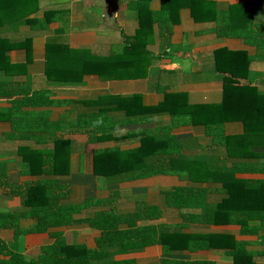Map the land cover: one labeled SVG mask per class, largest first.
Masks as SVG:
<instances>
[{
    "label": "crops",
    "instance_id": "crops-1",
    "mask_svg": "<svg viewBox=\"0 0 264 264\" xmlns=\"http://www.w3.org/2000/svg\"><path fill=\"white\" fill-rule=\"evenodd\" d=\"M188 1L189 4L180 9L174 7L175 23L172 25L162 17L163 0H150L143 8L139 7V0H39V9L29 17L34 21L32 24L21 27L17 33L3 30L12 39L15 36L17 42L32 39L30 46L17 47L6 53L14 66L11 74L0 70V83H16L13 87L15 91H26L4 96L3 92L10 91L4 87L0 93V165L7 168L11 184L25 181L23 171L26 170V163L19 143L9 139L13 125L8 115L14 110L15 101L38 97L43 102L32 111L43 114L53 125H60L64 132L59 135L74 143L68 162L70 177L66 180L72 184V194L63 204L83 205L87 199L107 201L113 198L122 211H133L143 202L156 204L162 211L161 223L176 226L183 223L184 210L169 207L166 195L156 189L222 187V184L185 181L178 175L111 185L106 179L94 175L92 155L95 151L138 149L148 135L169 126L172 122L169 116L156 117L154 121L141 124L118 126L107 136L111 139L96 143L90 141L87 133L77 130L84 118L73 108L76 102L97 103L107 97L132 98L139 95L144 106L157 107L165 102L169 94H184L191 105H218L224 100L227 79H233L236 87L248 85L264 92V44L259 47L263 39L260 44L258 40L253 42L264 25V0ZM146 9L153 14V26L141 31L140 11L145 12ZM44 22L46 26H41ZM232 25L244 29L243 36H230ZM227 50L241 55L231 56L224 52ZM70 51L111 57L110 71L115 77L86 74L81 83L64 81L62 85L47 80L49 54L54 66L55 62L68 61L62 66L60 77H72L71 70L77 68L76 63L79 62L72 65L73 62L68 60ZM47 98L54 104L45 103ZM225 133L227 136H242L245 125L242 121L227 122ZM174 134L178 140L187 141L191 146L198 141H210L203 127L179 128ZM192 149L183 150V153L192 156L201 153ZM251 150L255 155L251 158L264 160V147H253ZM254 177L264 179V174ZM18 201L0 189V208L14 207ZM32 224L27 221L23 228ZM261 224L260 221L250 222L252 227L260 228ZM57 231L62 232L71 244L88 249H96L102 236L100 230L83 222L44 233L19 234L16 229H3L0 230V239L7 243L10 253L19 254L31 263L39 260L44 247L56 242L52 233ZM186 232L224 236L225 239L221 247L209 250H174L165 254L162 247H149L147 253L138 257L134 264H164V261L235 264L231 254L232 240H245L249 251L260 254L264 251V245L259 240L264 236V230L259 231L258 237H248L242 235L241 225L192 224ZM256 264H264V257H257Z\"/></svg>",
    "mask_w": 264,
    "mask_h": 264
},
{
    "label": "trees",
    "instance_id": "trees-1",
    "mask_svg": "<svg viewBox=\"0 0 264 264\" xmlns=\"http://www.w3.org/2000/svg\"><path fill=\"white\" fill-rule=\"evenodd\" d=\"M149 1L139 0V7H145ZM188 2L163 0L162 17L173 25L174 7L180 9ZM38 9L39 0H0V70L11 74L14 66L6 53L17 47L30 46L32 40L27 38L17 42L15 36L12 39L3 30L17 33L21 27L34 22L29 17ZM152 17L149 9L140 11L141 31L152 28ZM41 26H46L45 22ZM231 29L230 36L241 37L244 34L242 28L232 25ZM260 32L253 40L260 44L263 39L259 47L264 44V25ZM224 52L231 56L241 55L228 50ZM51 60L49 54L46 79L60 85L64 81L81 83L86 74L115 77L110 71L111 57L70 51L68 60L73 62L72 65L79 62L76 63L77 68L71 70L70 78L60 77L63 74L60 70L68 61L55 62L54 66ZM54 77L57 80H53ZM15 84L0 83V93L4 87L10 90L3 92L4 96L26 92L15 91ZM42 102L43 99L38 97L15 101V108L8 115L13 125L9 139L19 143L26 170L23 171L25 181L14 185L8 180L7 168L0 165V189L19 200L14 207L0 208V230L16 229L19 234L44 233L86 222L100 230L102 236L96 249H88L71 244L62 232H54L52 236L56 242L44 247L39 260L31 263L19 254L10 253L7 243L0 239V264H134L153 246L162 247L163 253L169 254L174 250H209L223 245L224 236L187 233L192 224L241 225L242 235L248 237H258L259 231L264 230V179L254 177L264 174V160L251 158L255 157L251 148L264 147L263 91L248 85L236 87L233 79H227L224 100L218 105H191L184 94H169L157 107L144 106L139 95L132 98L107 97L97 103H71L84 118L78 132L87 133L92 143L111 139L107 136L118 126L151 122L156 117L172 118L169 126L144 138L138 149L95 151L92 171L111 185L166 175H178L195 183L222 184V187L156 189L166 195L169 207L184 210L183 223L176 226L161 223L162 211L156 204L143 202L133 211L120 210L113 198L107 201L87 199L83 205L63 204L72 194V184L66 180L70 177L68 162L74 143L59 135L64 132L60 125H53L43 114L32 111ZM45 103L54 104V101L47 98ZM230 121H242L244 135L227 136L225 124ZM187 127H203L210 141H198L191 146L187 141L178 140L174 131ZM192 148L201 153L197 156L183 153V150L192 151ZM27 221L33 224L24 229L23 224ZM252 221H260V228L250 226ZM259 240L264 245V236ZM232 247L235 264H256L257 257H264V251L261 254L249 251L245 240H232ZM163 263L214 264L209 261Z\"/></svg>",
    "mask_w": 264,
    "mask_h": 264
}]
</instances>
